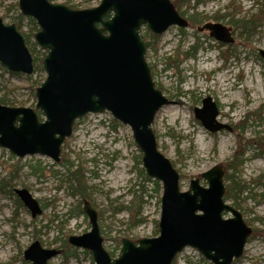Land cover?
Wrapping results in <instances>:
<instances>
[{"label": "rangeland", "instance_id": "obj_1", "mask_svg": "<svg viewBox=\"0 0 264 264\" xmlns=\"http://www.w3.org/2000/svg\"><path fill=\"white\" fill-rule=\"evenodd\" d=\"M51 1L83 10L101 0ZM200 1L194 10V1L180 3L179 13L187 20L193 13L202 20L209 18L202 24L224 25L230 29L232 43L217 42L196 27H171L158 36L145 26L139 30L149 44L145 60L153 82L169 101L157 112L152 131L158 150L180 175L181 191L188 190L194 178L205 187L200 175L217 165L224 168L226 190L227 176L240 182L244 191L226 202L242 214L253 233L243 255L232 264H264V60L258 54L264 50V20L256 29L244 31L231 22L264 13V0ZM16 2L0 0L5 25L18 24V8L12 7ZM18 30L32 56L34 73L24 76L1 68L0 98L9 102L7 107L35 109L32 93L45 79L40 69L46 52L35 43L36 31L27 19L21 20ZM208 97L217 106L216 120L230 126L231 132L211 134L194 117V108H201ZM234 155L239 163L236 172L228 169ZM76 170L84 172L86 197L71 187L68 174ZM140 170L141 154L129 127L108 112L89 114L75 123L61 147L59 163L38 155L17 158L0 148V264H30L23 254L34 241L44 249L61 251L48 264H94L88 252L62 247L70 236L90 230L82 213L84 200L97 213L103 247L112 258L119 256L123 239L157 237L161 192L153 193ZM15 189H26L38 201L41 215L32 218ZM175 263L211 264L192 248L178 254Z\"/></svg>", "mask_w": 264, "mask_h": 264}, {"label": "water", "instance_id": "obj_2", "mask_svg": "<svg viewBox=\"0 0 264 264\" xmlns=\"http://www.w3.org/2000/svg\"><path fill=\"white\" fill-rule=\"evenodd\" d=\"M24 18L35 21L34 41L46 51L42 61L45 79L35 90L36 105L13 108L0 104V148L17 158L44 156L60 162L61 147L74 123L87 114L108 112L129 127L141 154L146 176L161 185L158 236L136 242L123 239L117 258L103 247L97 213L84 201L90 230L70 236L68 244L87 251L94 264H172L185 248H192L211 264H232L244 251L251 229L241 213L224 201V168L217 165L181 191L180 176L157 148L152 124L169 101L155 86L140 38L142 26L153 35L171 27L187 29L188 21L170 0H101L91 9L74 10L48 0H18ZM108 16V18H106ZM217 42L230 44V30L220 23L197 28ZM264 60V50H258ZM0 67L30 76L33 59L14 24L0 19ZM38 110L44 116L40 121ZM194 117L210 133L231 132L218 122L211 98L194 109ZM14 193L32 218L42 210L26 189ZM230 217L225 218V215ZM60 250L44 249L34 241L23 254L30 264H48Z\"/></svg>", "mask_w": 264, "mask_h": 264}, {"label": "trees", "instance_id": "obj_3", "mask_svg": "<svg viewBox=\"0 0 264 264\" xmlns=\"http://www.w3.org/2000/svg\"><path fill=\"white\" fill-rule=\"evenodd\" d=\"M50 2H52L51 0H49ZM192 1H194V6L192 7V10H194L200 3V0H173L171 1L173 3V5L176 7L177 10H179L180 8V3H187L190 4ZM14 8H17V2L12 6ZM182 15V14H181ZM18 20V24L16 25L17 28L19 29L20 26V22L23 19V17L20 15V13L18 14V16L16 17ZM209 18H203V20H207ZM201 18H199V14L197 13H193L190 18H188V22H189V27H198L199 25L202 24L203 21ZM264 20V13L260 12L259 14H257L256 16H254L251 20H235L232 21V23H234V25H239L242 30L244 31L245 29L247 30L248 27H250L252 30L256 29L257 27H259L261 25V23ZM28 24L32 27V29L34 31H37V27L36 24L34 22V20L32 19H27ZM34 36V34L32 35ZM154 36V35H153ZM151 36V38H155ZM143 40V39H142ZM144 42V41H143ZM145 44V47L148 48L149 44ZM192 49H194L195 47H191ZM1 70V68H0ZM40 71L43 73L42 69H40ZM32 96H34V92L32 93ZM0 104L2 105H9V102L5 99V98H0ZM239 155V154H238ZM238 155H234L233 160L228 164V169L231 170L232 172H236V169L239 165L238 163ZM140 163V161H139ZM69 177L72 180V188L75 192L79 193V195L86 197V182H85V178H84V172L81 170H76L73 172H69ZM140 175L143 177L144 182H147L149 184L152 185V191L155 195H158V193H160V185L157 182L151 181L149 180L145 174L143 169L140 170ZM226 180V178H225ZM227 181L229 182V185L227 186V190L226 193L224 195V200L227 201L230 197H233V199L236 200V197L238 195H240L243 191H244V187L240 185V182L237 181L236 178H234L233 176H227ZM82 212V211H81ZM158 223L155 222V225H157ZM62 247H68L67 242L65 241L63 243ZM173 264L175 263V260L173 262Z\"/></svg>", "mask_w": 264, "mask_h": 264}, {"label": "bare ground", "instance_id": "obj_4", "mask_svg": "<svg viewBox=\"0 0 264 264\" xmlns=\"http://www.w3.org/2000/svg\"><path fill=\"white\" fill-rule=\"evenodd\" d=\"M28 19H31V18H28ZM33 20V19H32ZM15 25V24H14ZM16 26V25H15ZM17 27V26H16ZM36 27H37V25H36ZM37 29H38V27H37ZM34 73V72H33ZM177 104V103H176ZM202 108V107H201ZM201 108H198V109H201ZM141 164H142V162H141ZM242 215V214H241ZM248 227V226H247ZM250 228V227H249ZM251 229V228H250ZM252 233H253V231H252V229H251V234H250V236L252 235ZM249 236V237H250ZM249 239V238H248ZM248 239H247V241H248ZM247 244V243H246ZM246 246V245H245ZM245 249V248H244Z\"/></svg>", "mask_w": 264, "mask_h": 264}]
</instances>
